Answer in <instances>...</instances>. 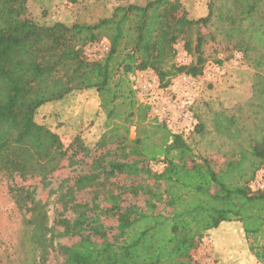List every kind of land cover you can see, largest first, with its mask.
<instances>
[{"label":"trees","instance_id":"obj_1","mask_svg":"<svg viewBox=\"0 0 264 264\" xmlns=\"http://www.w3.org/2000/svg\"><path fill=\"white\" fill-rule=\"evenodd\" d=\"M28 1L0 0V177L30 264H200L192 254L208 231L230 222L263 264L264 189L249 183L264 169V0H208L197 18L180 0L127 1L90 23L40 21ZM101 41L108 51L90 59L83 47ZM237 56L253 68L251 96L194 107L187 136L149 119L133 87L140 71L162 85L199 80ZM83 90L96 92L104 131L92 147L65 146L35 115Z\"/></svg>","mask_w":264,"mask_h":264},{"label":"rangeland","instance_id":"obj_2","mask_svg":"<svg viewBox=\"0 0 264 264\" xmlns=\"http://www.w3.org/2000/svg\"><path fill=\"white\" fill-rule=\"evenodd\" d=\"M127 1L142 3L145 0H29L28 8L36 19L47 23L57 20L90 23L109 15L115 5ZM180 1L191 18L204 16L207 12L208 0ZM177 48L181 50V44ZM88 53V57L93 58L92 53ZM179 54L177 61L183 58L182 53ZM252 72L253 68L239 56L222 64L208 63L203 77L198 80L194 107H203L205 103L212 109H231L238 103L245 105L251 96ZM35 119L55 131L65 146L78 137L83 145L92 147L104 131L105 117L94 90L75 91L62 100L45 103L38 108ZM161 166L151 164L155 171H159ZM7 185L8 181L0 177V264H30L33 255L28 242L29 234L24 226L21 209L8 192ZM46 196L43 194L42 200ZM226 228L227 234L233 235V240L228 241L230 258L224 259L220 252L224 236L221 229L207 234L203 244L193 252V257L200 264H231L235 258L238 259L234 264H262L250 254L245 238L240 236L239 224L229 223ZM233 253L235 255L231 257Z\"/></svg>","mask_w":264,"mask_h":264},{"label":"built area","instance_id":"obj_3","mask_svg":"<svg viewBox=\"0 0 264 264\" xmlns=\"http://www.w3.org/2000/svg\"><path fill=\"white\" fill-rule=\"evenodd\" d=\"M108 48V44L101 41L85 45L83 52L87 56L91 52L93 58L90 59H97ZM180 52L183 58L177 61ZM188 59L183 51H179L176 56V61L180 63H187ZM133 79L138 99L149 108V119L163 124L172 134L187 136L193 130L196 125L193 108L198 95V80L182 73L162 85L158 76L150 70L138 72ZM133 130L134 126L130 128L131 135ZM249 186L253 190L264 189V169L257 171Z\"/></svg>","mask_w":264,"mask_h":264},{"label":"crops","instance_id":"obj_4","mask_svg":"<svg viewBox=\"0 0 264 264\" xmlns=\"http://www.w3.org/2000/svg\"><path fill=\"white\" fill-rule=\"evenodd\" d=\"M197 18V17H196ZM230 223H234V222H230ZM229 223H227L226 225H224L222 228H220L221 229V232L224 234V236H223V244L221 245V247H220V252L222 253V256L224 257V259L225 258H227L228 256H229V248H228V241H231V240H233V235L230 233V235L229 234H227L228 233V230H226L227 228H226V226L228 225ZM240 226V225H239ZM220 229H217V230H220ZM212 231H216V230H210V231H208V235H211V232ZM240 232H241V234H242V231H241V228H240ZM235 234V233H234ZM242 238H243V234L242 235H240ZM231 239V240H230ZM224 245V246H223ZM233 255H235V253H233L232 254V256L231 257H233ZM229 258H230V256H229ZM237 259L238 258H235V259H233V261H231V264H234L235 263V261H236V263H237ZM255 263V262H254ZM256 264V263H255Z\"/></svg>","mask_w":264,"mask_h":264}]
</instances>
